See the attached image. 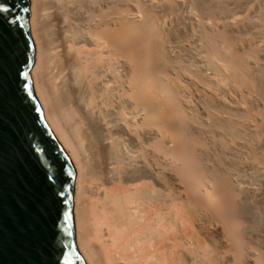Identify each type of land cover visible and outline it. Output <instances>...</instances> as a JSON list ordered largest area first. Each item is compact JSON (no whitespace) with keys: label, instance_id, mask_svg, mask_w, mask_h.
I'll return each instance as SVG.
<instances>
[{"label":"bare ground","instance_id":"6f19581e","mask_svg":"<svg viewBox=\"0 0 264 264\" xmlns=\"http://www.w3.org/2000/svg\"><path fill=\"white\" fill-rule=\"evenodd\" d=\"M29 1L35 51L30 77L44 120L75 169V242L86 264H220L210 237L216 235L225 246L229 239L211 205L226 214L235 207L245 216L253 205L264 203V24L254 20L255 13L244 16L237 23L244 33L233 43L241 51L209 43L201 54L194 47L199 57L193 58V68L173 59L169 50L174 45L193 52L189 41L169 45L160 33V12L181 6L179 0H146L139 24L150 30L152 52L136 45L138 30L132 22L140 16L132 9L119 16L117 0ZM262 1L255 3V12L263 8ZM189 66L195 72H188ZM195 78L217 85L205 91L204 99L197 95L198 109L192 107V92L184 84ZM169 89L176 103L172 101L169 113L173 119H186L188 130H178L181 124L175 133L165 127ZM258 107L261 116L255 113ZM186 131L199 135L196 150L214 162L219 155L228 164V178L238 187L234 201L213 186L212 172L202 193L211 205L200 202L176 174L177 165L166 160L169 144L190 152ZM259 133L263 139L257 137L251 147L248 140ZM222 136L224 143L219 142ZM249 171L248 177L259 184L256 188L242 184V173ZM261 225L256 232L262 236L264 220ZM247 257L246 264H264V259Z\"/></svg>","mask_w":264,"mask_h":264},{"label":"rangeland","instance_id":"374dc122","mask_svg":"<svg viewBox=\"0 0 264 264\" xmlns=\"http://www.w3.org/2000/svg\"><path fill=\"white\" fill-rule=\"evenodd\" d=\"M130 1L131 2H129V0H117L116 3L118 5L117 4L115 5L116 11H117L119 16H125V14H126L125 12L126 11L130 12L131 9L134 10L135 13L137 12V15H139L140 17H138L139 19L137 21L132 22L133 27L136 26V28H134V29L138 30V31H136V34H137L136 45L142 47V49H147L148 52H152V50L150 48L151 46L149 45V40H148L149 39L148 36L150 35V30L147 29L148 28L147 26L143 27L144 25L139 24V23H141L139 21L143 20V10L142 9L144 8L146 0H130ZM166 1L167 0H161V2H166ZM257 1L258 0H245V1L244 0H179L178 2H179V4H181V6L177 4V6H175V9H173L171 11H161L160 12V15L162 16V25H164V27L163 26L161 27V31H162V32H160L161 36L164 35V38L167 39V44H169V45L171 43H174L176 45L178 42L182 43V41H183V43L186 44L189 41L188 45L190 44L189 47L193 46V49H191V50H193V52L188 51L189 53H186L185 48L182 47L179 49L178 47H174V45H172V44L171 45L173 46V49L171 48L169 50H171L173 52V55H171V56H173V59H176V57H177V59H180L182 62L184 61V63H192V65H193L192 67L194 68V64H193L194 59L193 58L199 57L198 52L201 53V51H202V53H203L202 47L205 49L206 47H208V45H210L211 43H214V44H217V46H219V47L221 46L220 49H222V50L225 49L226 47L228 49H230V47L231 48L233 47L232 49H235L234 48L235 44H233V43H237L239 40L238 38L243 35L242 33H244L243 29H240L239 26L237 27V23H238V21L242 20V18H244V16L246 17V15H247V17H248L250 15H254V13H255L254 20L257 18V20L259 22H262L264 24V21H263L264 20V6L258 12L254 11V10H256L254 8H256L255 3ZM167 2H169V0ZM262 2L264 3V0ZM126 4H128V7ZM250 4H252V5L250 6ZM124 6H125V8L127 7L128 9L127 8L125 9ZM203 7L208 9L207 12L206 11H205V13L203 12V10H202ZM222 7H223V9H222ZM236 8H238V9H236ZM239 8L241 10H239ZM244 10H246V11H244ZM166 12H167V14H166ZM242 14H243V17H242ZM236 15H237V18H236ZM238 17H240V18H238ZM136 22L139 25H136ZM141 24H143V23H141ZM138 27H140V28L138 29ZM229 29H231V30H229ZM249 32L250 31H248V33ZM263 32H264V30H263ZM246 34H247V32H246ZM253 35H254V33H253ZM232 36H234V37H232ZM217 37H219V39ZM195 39H197L198 41ZM144 40H147V42ZM224 41H226V42L224 43ZM221 43H222V45H221ZM194 45H197V46H194ZM194 47L199 49L198 52H197L196 48L194 49ZM176 48H178V51ZM149 50H151V51H149ZM180 50L182 51V54H181ZM184 50H185V52H183ZM189 50H190V48H189ZM171 51H169V52H171ZM238 51L240 52L241 49ZM172 52L170 54H172ZM194 52L197 54H194ZM149 54H151V53H149ZM194 55H196V56L194 57ZM151 61H153V60H151ZM153 62H151L150 65H152ZM192 67L189 66L188 72L194 71V69ZM206 72L208 74L209 73L211 74V72H209V70ZM182 80H183V82L185 81V79H182ZM198 81H196V78H195V82L193 81L194 83H192V84L189 83V81L188 82L185 81V83H184V84H186V86H187L186 88L188 89L189 93L191 94V92H192V94L190 95V97L192 98V99L190 98L191 104L194 105L192 107L197 108V109H198L197 104L199 102L197 95H202V96L205 95L206 96V94L208 93V90H210V89L213 90L217 86L214 83L212 84V82H213L212 80H211V83H210V81H207V80H205V81H207L208 83L207 82L204 83L205 81H203V82H200V81L198 82ZM196 83L198 84V86ZM209 84H211V85H209ZM210 86H211V88H210ZM212 86H214V88ZM169 88H171V87L169 86ZM198 89H200V90H198ZM205 91H206V94H205ZM205 96L203 97V99L205 98ZM166 97H167L166 98L167 113L165 115V127L167 128V130L170 129V131L175 133V131H176L175 129H178L177 127L180 126V124H181V126L178 130L181 131L182 126L184 127V130L185 129L188 130V128H187L188 126L186 125V122H185L186 119H184V118L177 119L174 117L176 120H178L176 122V120L173 119V116L170 115V113H169L170 111H172V109H173L172 107H174V104H176L174 102L175 101V98H174L175 94L172 92L171 89H169V91H167ZM172 97L174 100L172 99ZM196 100H198V102H196ZM172 101L174 104L172 103ZM200 102H202V101H200ZM257 109L255 110V113H257L259 116L263 115V109L261 107H258ZM180 121H181V123H180ZM182 121L184 124L182 123ZM178 122H179V124H178ZM183 127H182V129H183ZM188 132L186 131V133H188L187 136L190 137L189 138L190 140L189 141L187 140L188 142H186V143H187V146H188L190 152L186 151V153H185L184 150L179 152L178 149H175L172 146L170 147L169 146L170 144H169L168 147L165 148V152H166L165 157H167L166 160L169 159V161H168L169 163H171L172 165H175V166L177 165L176 169H174V170H176L175 172H177L176 174H178V176H180V179L183 182H184L183 179L186 180V183L184 182L185 187H186V184L188 182V184H187V186H188L187 189L189 188L188 192H190V193L193 192L194 196H196V195L198 196L196 198H199V199L204 201L203 202V201L198 199L200 202L205 203L207 206L211 205L210 202L208 201L209 198L206 196V194L203 195L204 194L203 190L205 187V184H204L205 179L208 180L212 176V174L214 175V176H212L214 178L211 177L213 186L217 185L215 187H217L219 191L222 190L221 192H223V191H224V193L226 192L225 193L226 198H228V199L232 198L231 201H234L233 199H236V196L238 197V195H237L238 191L236 190V189H238V187H237V183H233L234 181H232L230 178H228L229 176L227 175L228 173L226 172V169H228V167H227L228 164L225 165L226 164L225 162L222 163L220 161L221 158H218L219 157V155H218L217 158H215L219 161L218 162L219 166H218V164L216 162L217 160H215V162H214L213 160H211L212 158L208 157L206 154H204V152L201 153L200 151L196 150V148H194V145H195L194 142H195V139L197 140L199 135L196 133H194L192 135L193 132H190V131H188ZM257 137H258V140L263 139L262 138L263 135L261 133H259V135L257 134L255 138L249 137L251 139V140H248V142H250L249 143L250 146L253 144L255 145V142H256L255 139ZM215 138H217V137H215ZM225 138H226L225 136H222V138L220 137L219 142H221V141L223 143L226 142ZM192 139H194V140H192ZM217 139L219 140V138H217ZM190 141H191V143H190ZM199 145L202 146L203 145L202 142H201V144L199 143ZM251 147H253V146H251ZM168 148L173 149V151L172 150L170 151ZM180 150H182V149H180ZM201 154H203V155H201ZM251 154H252V158H253V156L257 153L251 152ZM173 155H175V156H173ZM257 156H254V158L256 157V159H257ZM224 167L225 168L227 167V168L225 169ZM173 168H174V166H173ZM251 172L249 171L247 173L246 172L242 173L243 174L242 175L243 176L242 184H243V182L244 183L246 182L243 185H247L249 187L256 188L259 186L258 182H254L253 180H251L250 176L248 177V175H250ZM245 175H247V176H245ZM208 176H210V177H208ZM242 176H241V178H242ZM191 184H193V185H191ZM191 187L194 190L192 189V191H191ZM202 196H203V198H202ZM214 200H211V201L214 203L219 202L218 200H215V201ZM260 203H262V202H259L256 205H253L254 208L251 207V209L245 213V216L243 214H238L237 212H235L236 211L235 207L231 212L226 214L225 211H223V210H221L219 212V210H217L216 207H215L216 210L213 209L214 206L211 205V207H212L211 213L214 216V219L218 218L217 220L220 221L222 226H224L225 230L227 231V236L229 239V241L227 242L228 243L227 246H225L226 244H222L220 242V240L218 239V237H216V235H212L213 237L215 236L214 238L212 236L210 237L211 240H213L212 244H213V247L216 251V254L218 255V258H219L218 260H219L220 264H229V262H230V264H236V263L237 264H246L245 259L248 258L247 256H249L251 259H253V258L254 259H256V258L264 259V235H262V236L257 235V232H256V231H258L257 229L260 228V225L262 224V222L264 220V203H262V206ZM256 210H258V211H256ZM256 226H258L259 228ZM215 238H217V239H215ZM223 253H224V255H223ZM228 253L231 255V257H229L230 261L227 260L228 259V256H227ZM224 256H226V257H224ZM221 259L224 261H222ZM247 264H249V263H247Z\"/></svg>","mask_w":264,"mask_h":264},{"label":"water","instance_id":"95a60500","mask_svg":"<svg viewBox=\"0 0 264 264\" xmlns=\"http://www.w3.org/2000/svg\"><path fill=\"white\" fill-rule=\"evenodd\" d=\"M29 4V0H0V31L9 32L11 29L23 34L16 54L21 61H26L20 65L18 81L15 71L7 68L6 76L0 81V120L3 121L6 144L0 164L3 169L0 190L6 201L24 198L28 192L43 186L46 173L62 205L58 244L65 248L68 244L74 245L72 264H86L75 242L72 212L75 169L67 151L44 120L30 77L35 51L28 26L29 12L24 11ZM10 62L14 65L15 58ZM18 84L21 87L18 88ZM58 171H62L59 181L56 179ZM64 214L70 218L65 219ZM28 246V234L16 233L9 225L0 245V261L2 264H21L27 256Z\"/></svg>","mask_w":264,"mask_h":264},{"label":"snow or ice","instance_id":"6c2138e0","mask_svg":"<svg viewBox=\"0 0 264 264\" xmlns=\"http://www.w3.org/2000/svg\"><path fill=\"white\" fill-rule=\"evenodd\" d=\"M24 11L29 12L30 9L25 8ZM22 38L23 34L15 30L0 31V81L7 74L6 68L10 71L14 70L16 79L19 80L20 65L26 63V61H21L16 54ZM24 43L26 47V41ZM11 58H15L14 65L10 62ZM0 87H2V83H0ZM17 87L19 88L21 85L18 84ZM5 152L3 121L0 120V164L3 162ZM16 158L19 159L20 156ZM2 171L3 169L0 167V173ZM61 175L62 171H58L57 181L60 180ZM57 196L55 186L48 181L46 173L43 186L28 192L24 198H15L9 202L6 201L2 190H0V245H2L5 230L9 225L14 232L27 233L29 236L27 256L21 261V264H72V257L75 255L74 245L68 244L65 248L58 244L62 205ZM64 216L65 219L70 218L68 214H64Z\"/></svg>","mask_w":264,"mask_h":264}]
</instances>
